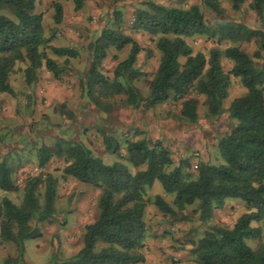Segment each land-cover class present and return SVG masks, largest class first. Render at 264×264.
Wrapping results in <instances>:
<instances>
[{
	"label": "trees",
	"instance_id": "1",
	"mask_svg": "<svg viewBox=\"0 0 264 264\" xmlns=\"http://www.w3.org/2000/svg\"><path fill=\"white\" fill-rule=\"evenodd\" d=\"M72 1L74 11H79L85 2ZM227 1L234 11H239L246 0ZM36 2L0 0V94L15 95L9 77L17 64L25 65L24 80L31 85L42 68L55 79H59L64 71L48 56L47 50L65 62L79 56L72 48L50 45L51 38L44 35L43 17L35 13ZM60 2L53 3L55 25L63 19ZM202 2L221 15L222 9L216 0ZM145 5V10L134 11L131 30L150 36L160 54L147 103L162 105L171 100L181 101L180 117L192 124L198 115L196 102L185 99V94L191 90L205 98L208 116L219 118L227 113V118L235 124L219 138L217 149L222 163L197 164L196 177L192 179L184 171L189 168L187 162L171 169V153L163 143L143 138L125 142L127 162L133 168L144 167L132 174L122 162L121 146L110 135L102 138L105 151L118 159L110 165L104 164L81 143L59 142L53 152L40 147L37 153L39 168H44L52 157L63 159L65 177L100 192L98 216L85 226L82 248L74 256L64 259L53 253L47 264H143L144 212L148 203L163 215L171 216L196 204L195 212L199 220L205 222L232 200L242 202L246 213L236 219L231 229L208 227L203 236L192 243L190 254L195 264H264L261 228L252 226L264 221V70L237 47L226 48L223 53L212 50L206 57L202 53L193 54L186 43L188 38L207 35H218L231 41H250L256 31L241 24L227 23H219L211 30L197 5L186 9L153 2ZM250 9L264 22V0H253ZM5 10L10 11L14 19L1 14ZM114 19L120 25V12L114 13ZM126 47H129L127 58L117 64L112 79L105 77L100 72L101 61L107 58L109 50L121 52ZM88 48L91 58L84 77L87 100L98 107L102 99L124 95L127 105L138 108L141 98L132 85V78L137 76L134 64L142 50L138 43L118 29H104ZM260 51H264V37ZM260 51L254 53L253 58H259ZM222 55L234 63L228 72H224L220 63ZM231 77L240 79L246 93L234 99L225 110L223 105L228 97ZM155 182L160 183L164 194L173 196V207L160 195L144 198L146 190ZM41 183L38 178L26 181L20 206L7 198L0 201V239L15 246L18 261L24 255V243L41 237L37 224L50 221L56 214V181L51 175L45 177L42 202L36 194ZM0 190L17 191L12 182V170L5 159H0ZM248 240L259 243L252 249L246 244ZM5 264H11L10 260Z\"/></svg>",
	"mask_w": 264,
	"mask_h": 264
},
{
	"label": "rangeland",
	"instance_id": "2",
	"mask_svg": "<svg viewBox=\"0 0 264 264\" xmlns=\"http://www.w3.org/2000/svg\"><path fill=\"white\" fill-rule=\"evenodd\" d=\"M56 0H37L35 13L43 17L42 25L46 38H51L50 45L68 47L76 50L79 56L67 62L54 56L53 59L64 71L59 79L44 68L37 71V80L27 85L24 80V64H17L10 84L16 96L10 99L0 115V159H5L12 170V182L15 192L0 190V201L9 199L16 206L23 202V187L28 179L38 178L41 184L36 189L40 202L43 200L44 184L47 175L56 181V200L54 218L37 224L41 237L24 243L25 251L21 261L17 260L16 248L11 242L0 239V264L10 260L11 264H47L53 253L59 259L74 256L83 246L85 226L93 223L97 216L99 190L85 186L63 175V159L52 157L44 168L38 167L37 153L40 147H47L52 152L59 142L81 143L104 164L110 165L117 157L105 151L103 136H112L121 146L122 162L132 174L143 170L133 168L126 160L125 142L150 138L155 141L159 135L163 145L170 151L173 166L189 164L184 170L195 179V166L207 157L208 164L222 163L218 153L219 138L235 124L227 118L208 116L205 98L191 90L185 99L197 104L198 119L188 123L181 119V101H168L163 105H149V86L156 73L160 54L150 36L143 32H133L131 22L136 9L145 10L146 2H153L165 7L186 9L197 5L207 26L212 30L219 23L241 24L256 31L250 41H231L215 36H195L186 39L193 54L202 53L206 57L210 51L237 47L252 58L264 70V51H260V42L264 35V22L250 9L253 0H246L239 11H234L227 0H216L222 9L216 14L203 4V0H85L79 11H74L72 0H61L63 19L59 25L53 23V3ZM120 12V25L114 19V13ZM1 14L14 19L8 10ZM104 29L120 30L132 38L141 47L134 69L137 76L132 78V85L141 98V105L134 109L125 103L126 96L119 95L109 100H101L100 106L92 105L85 97L84 77L90 64L89 44ZM260 51V57L253 58ZM148 52L150 55H148ZM129 47L117 52L109 50L106 59L101 61L100 72L112 79L113 70L125 60ZM220 63L224 72H228L233 62L223 55ZM264 90V87H263ZM240 79L230 78L228 97L224 109L236 98L245 95ZM264 96V91H263ZM161 195L165 202L173 207V196L164 194L160 183L146 190L145 199ZM196 204L189 206L176 216L163 215L152 204L145 207L144 222L146 240L141 253L145 257L143 264H195L190 254L192 243L200 239L210 226L231 229L236 219L246 213L245 206L237 200L227 201L225 206L215 212L212 219L201 222L195 212ZM2 219H0V224ZM252 226L261 228L260 243L264 244V221ZM258 241L248 240L246 244L255 249Z\"/></svg>",
	"mask_w": 264,
	"mask_h": 264
},
{
	"label": "crops",
	"instance_id": "3",
	"mask_svg": "<svg viewBox=\"0 0 264 264\" xmlns=\"http://www.w3.org/2000/svg\"><path fill=\"white\" fill-rule=\"evenodd\" d=\"M46 74H48V72H46ZM36 76L38 77V75L36 74ZM9 84H12L13 85V83H12V81H11V77H9ZM11 86V85H10ZM12 88V87H11ZM13 89V88H12ZM14 91V90H13ZM14 93H15V95L14 96H16V91H14ZM13 96V97H14ZM13 97L12 96H9V95H7V94H0V115L2 114L1 113V111H2V109H4L5 108V106H7V104H9L10 103V99H13ZM163 105V104H162ZM227 109V108H226ZM155 140H162V139H160V136L158 135L156 138H155ZM203 162H207V157L206 156H204V159H203ZM174 163V162H173ZM155 185V183L153 184V186ZM152 186V187H153ZM161 196V195H160Z\"/></svg>",
	"mask_w": 264,
	"mask_h": 264
}]
</instances>
